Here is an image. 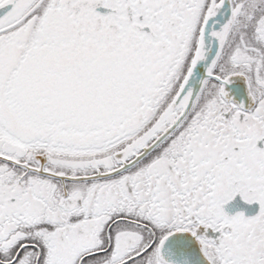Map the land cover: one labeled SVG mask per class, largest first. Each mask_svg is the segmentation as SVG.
<instances>
[{
    "label": "snow or ice",
    "instance_id": "6c2138e0",
    "mask_svg": "<svg viewBox=\"0 0 264 264\" xmlns=\"http://www.w3.org/2000/svg\"><path fill=\"white\" fill-rule=\"evenodd\" d=\"M0 264H264V0H0Z\"/></svg>",
    "mask_w": 264,
    "mask_h": 264
},
{
    "label": "flooded vegetation",
    "instance_id": "af4514ba",
    "mask_svg": "<svg viewBox=\"0 0 264 264\" xmlns=\"http://www.w3.org/2000/svg\"><path fill=\"white\" fill-rule=\"evenodd\" d=\"M232 92L236 94L237 99H240L244 95V86L240 82H236L228 86ZM234 199L238 200V202L229 204L226 207V210L230 214H235L238 211H243L245 215L251 216L255 215L259 211L258 202L248 203L244 201L239 195H237Z\"/></svg>",
    "mask_w": 264,
    "mask_h": 264
},
{
    "label": "water",
    "instance_id": "95a60500",
    "mask_svg": "<svg viewBox=\"0 0 264 264\" xmlns=\"http://www.w3.org/2000/svg\"><path fill=\"white\" fill-rule=\"evenodd\" d=\"M236 202H238V200H236V199H233L232 201H230L225 207H227V206H229V204H233V203H236Z\"/></svg>",
    "mask_w": 264,
    "mask_h": 264
}]
</instances>
